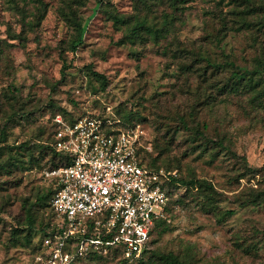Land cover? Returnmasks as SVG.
<instances>
[{
	"label": "rangeland",
	"instance_id": "374dc122",
	"mask_svg": "<svg viewBox=\"0 0 264 264\" xmlns=\"http://www.w3.org/2000/svg\"><path fill=\"white\" fill-rule=\"evenodd\" d=\"M82 1L79 13L87 20L86 31L83 44L70 53L66 43L71 30L58 13L64 0H0V127L9 121L6 137L0 139V166L13 162L7 170L0 168V264H35L33 249L39 244L41 227L55 221L35 201L52 185L44 175L52 161L43 144L50 115L59 110L77 115L91 109L93 101L101 110L130 98L138 112L133 120L142 130L143 152L147 161L156 159L151 167L176 171L186 180L205 179L217 199L205 209L195 188L180 190L181 202L170 210L169 221H158L141 261H123L120 253L111 250L107 255L90 254L75 264H166L163 255L184 264H264V197L255 206L239 204L264 189V110L248 105L244 97L232 96L198 113L189 130L179 128L176 115L187 112L193 102L179 90L186 86L194 90L199 81L178 78L176 61L162 54L172 36L160 44L149 38L131 42L126 39V26L109 15L117 13L133 21L139 14L150 20L160 16L162 7L146 12L136 9L135 0H103L99 8L96 0ZM217 1L223 13L229 10V0L187 4L180 11L182 23L177 24L176 35L196 39L218 29ZM38 9H44V16L38 26L28 29L23 21L32 19L31 13ZM13 34L21 35V40L12 39ZM228 39L237 63L250 67L255 52L249 35L229 34ZM89 64L105 77L104 91L96 92L99 83L89 76ZM196 123L210 139L224 138L236 156L226 151L214 156L211 143L206 149L205 140H195L191 134ZM239 157L258 171L238 178ZM228 210L233 213L227 214Z\"/></svg>",
	"mask_w": 264,
	"mask_h": 264
},
{
	"label": "trees",
	"instance_id": "16d2710c",
	"mask_svg": "<svg viewBox=\"0 0 264 264\" xmlns=\"http://www.w3.org/2000/svg\"><path fill=\"white\" fill-rule=\"evenodd\" d=\"M195 1L197 0H135V7L138 11L143 8L146 12H151L153 6L162 7L160 16L157 17L153 15L150 20L147 19L148 17L138 14L136 17H133V21H131L117 13H109L114 22L126 26L128 32L126 39L131 42L136 40L142 42L143 39L149 38L153 43L160 44V40L166 39L169 35L172 36V40L163 46L162 54L176 61V63H174L176 64V76L178 78H183L185 81L193 78L199 81L194 90L190 89L188 86H186L185 89L179 90L185 96L188 95V98L193 101L187 112L176 115L179 128L186 130H189V122L193 123L198 113H205V111L211 107V104L227 100L232 96L244 97L248 105L264 110V0H229L227 4L230 5V8L225 13L222 12V7H220L221 2L217 1L215 8L219 10V14L221 15L218 14L217 19L214 16L213 18L216 19L219 28L214 32L206 31L204 36L202 35L196 39H180L175 33L177 24L182 23L180 11L186 7L187 4H191ZM82 4V0H64V5L58 10L61 20L71 30V37L66 43V51L70 53H74L77 48L83 44L87 20L83 21L79 13V6ZM96 5L98 8L103 6V0H96ZM212 14L214 15V12H212ZM31 16L32 19L27 22L23 21V24L28 29L38 26L44 16V9L36 10V12L31 13ZM23 19H25V15H22V20ZM235 33L249 35V40L251 42L250 47L255 52L250 67H242L233 57L232 47H229L228 38L229 34L234 36ZM21 38V35H12V39L21 40ZM66 51H64V53ZM243 60L246 61V59ZM63 66L65 67V65ZM91 67L90 64L87 65V72L92 79L99 83L96 92L104 91L107 87L105 77L92 70ZM226 72H230L228 76H225ZM63 74L62 71L60 81L64 80ZM128 102L132 105L131 107L128 106ZM133 104L130 98L127 99L126 103L105 105L101 110H96L95 101H93V105L90 107L91 109L85 110L77 115H72L70 111L64 110L53 112L49 117L50 130L46 141L43 143L45 149L51 154L52 164L49 170L57 168L62 164H69L70 162L69 154L57 151L53 146V133L55 129L53 118L55 115L60 114L66 121L72 122L78 117L86 115L104 116L105 108L110 107L109 115L120 120L122 125L134 127L139 125V123L133 120V117L138 113L134 109ZM8 124L9 121L4 122L0 127V139H5ZM178 126L175 128L176 130L174 129L175 132L173 131L175 134L174 136L177 134L179 129ZM207 126L208 124L204 122L203 128H207ZM191 134L194 135L195 140H205L207 144L206 149L209 143H211L212 147L210 149L215 150L214 156L224 151L230 152L232 155L236 156V154L232 152V149L224 144V138L216 136L210 139L201 129H198L197 123L195 124V128L191 129ZM143 154L142 147L138 148L135 155L138 164L144 168L157 169L156 167H151L156 159L147 161V155ZM30 159L32 162L36 161L32 159V157ZM237 162L238 170H240L237 175L238 178L245 177L250 173L258 171L251 169L241 157H239ZM11 166H13V162L1 165L0 168L1 170H7V168ZM51 183V187L46 188L45 192L37 195L35 201L41 202L43 206L48 209V212L54 215L50 206V200L55 192V182L52 180ZM164 188L174 200L173 203L171 202L168 204L169 210H171L174 205H179L183 193H186L189 188H195L198 191V195L202 198V206L205 209H211L213 207V203L216 201L218 195L210 182L198 178H190L188 180L181 177L172 178ZM180 190H182L183 193L179 194ZM251 191L255 192L258 190L251 188ZM263 197L264 189L255 195L240 199L239 204L242 207L255 206L260 203ZM232 213L233 211L231 210L227 211V214ZM27 214L26 227L30 232L33 224V220L30 218V209ZM159 224L160 222H157L154 229L158 227ZM53 230L54 226L52 223L49 221L43 223L39 244L33 249V259H35V256L41 251L42 238L51 234ZM151 243L152 240L150 239L140 257L133 261H141L144 255L149 251ZM116 251L119 253L118 250ZM161 258L166 264H184L172 255H163ZM82 259L84 258L76 259L73 264Z\"/></svg>",
	"mask_w": 264,
	"mask_h": 264
},
{
	"label": "built area",
	"instance_id": "2783aa9c",
	"mask_svg": "<svg viewBox=\"0 0 264 264\" xmlns=\"http://www.w3.org/2000/svg\"><path fill=\"white\" fill-rule=\"evenodd\" d=\"M86 115L72 122L53 118V146L69 164L44 172L55 182L50 200L54 230L41 240L35 264H73L90 254L119 251L123 260L140 257L158 221H169L172 197L164 186L176 171L138 164L139 125L112 117Z\"/></svg>",
	"mask_w": 264,
	"mask_h": 264
}]
</instances>
